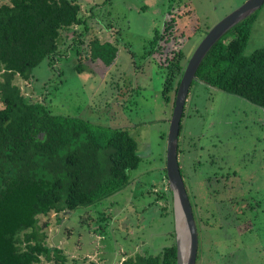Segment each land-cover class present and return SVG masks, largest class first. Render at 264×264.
<instances>
[{"label": "rangeland", "instance_id": "obj_1", "mask_svg": "<svg viewBox=\"0 0 264 264\" xmlns=\"http://www.w3.org/2000/svg\"><path fill=\"white\" fill-rule=\"evenodd\" d=\"M75 1L81 13L91 10L102 25L113 26L110 33H93L101 40L117 35L121 55L113 70L102 77L84 62L78 73L73 47L80 41L73 35L61 40L68 47L53 66L44 61L32 70L31 80L16 76L13 83L35 101L47 95L54 115L124 128L137 142L140 163L130 172L129 186L96 206L39 217L40 225L48 224V246L60 249L66 264H119L127 255H156L176 243L177 213L164 176L173 107L162 98L165 70L149 55L155 50L150 41L174 17L177 29L189 36L182 48L184 63L206 32L246 0ZM89 28L95 31L94 25ZM250 30L245 55L264 48V4ZM89 36L81 38L84 45ZM180 138L181 169L200 231L196 264H264V204L259 202L264 196V109L194 80Z\"/></svg>", "mask_w": 264, "mask_h": 264}, {"label": "trees", "instance_id": "obj_2", "mask_svg": "<svg viewBox=\"0 0 264 264\" xmlns=\"http://www.w3.org/2000/svg\"><path fill=\"white\" fill-rule=\"evenodd\" d=\"M255 13L210 49L196 80L264 109V48L244 54ZM89 18L75 0H8L0 5V264H66L63 252L48 246V224L40 225L39 217L100 204L129 186L130 172L140 163L137 142L126 129L97 126L80 116L54 115L47 95L42 93L43 99L35 101L13 83L16 76L31 80L32 70L44 61L53 66L63 43L73 35L82 41L86 32L90 38L85 45L76 46L74 41L75 69L80 73L87 60L102 76L117 49L91 37ZM188 39L173 17L150 41L155 50L149 55L165 70L161 95L172 107L187 62L182 63V48ZM183 117L184 110L181 123ZM181 123L177 153L186 187ZM168 194L172 196L169 188ZM188 197L195 219L189 193ZM261 200L264 204V196ZM119 264H176V245L165 246L156 255H127Z\"/></svg>", "mask_w": 264, "mask_h": 264}, {"label": "water", "instance_id": "obj_3", "mask_svg": "<svg viewBox=\"0 0 264 264\" xmlns=\"http://www.w3.org/2000/svg\"><path fill=\"white\" fill-rule=\"evenodd\" d=\"M263 4L264 0H246L239 8L208 30L188 58L180 77L169 119L165 146V175L174 201L175 211L177 213V209H179L182 215L186 237V244L183 245V239L178 233L176 219V264H196L199 248L197 226L187 189L181 176L177 153L180 123L189 89L192 82L196 80L197 69L210 49L226 33L254 14Z\"/></svg>", "mask_w": 264, "mask_h": 264}, {"label": "crops", "instance_id": "obj_4", "mask_svg": "<svg viewBox=\"0 0 264 264\" xmlns=\"http://www.w3.org/2000/svg\"><path fill=\"white\" fill-rule=\"evenodd\" d=\"M87 16H90V18L88 19V21H87V26L89 25V24H91V25H94L95 26V31H94V29L92 28H89V26H88V33L89 32H91L92 33V35H91V37L93 38V37H96L95 35H93V33H97V32H99L98 34H103V33H105L106 31H108L109 33L112 31V29H113V26L111 25V24H109L111 27H109V28H107L105 25H102L101 24V22H99L97 19H95L96 17L94 16V12H92V11H90V14L89 15H87ZM90 20H92V22H90ZM90 29V30H89ZM115 29V28H114ZM97 31V32H96ZM116 31V30H115ZM100 34V35H101ZM86 35L88 36V34H87V32L85 33V35H81V38L83 37V36H85L86 37ZM113 36H115V37H113ZM116 36L117 35H114V34H110V35H108V36H106V35H104V40H101L102 38H98L100 41H105V42H109V43H112V44H114V45H117V44H119V42H117V40L116 39H114V38H116ZM113 39H114V41H113ZM80 42H82V41H80ZM68 44H64V47H66ZM82 46V45H81ZM126 46V45H125ZM128 47V46H127ZM129 47H130V45H129ZM128 47V48H129ZM117 53H118V56L119 55H121L120 54V52H118L117 51ZM117 53H116V56H117ZM129 57H130V55H131V53H130V49H129V52H127L126 53ZM132 56V55H131ZM85 63H87L88 65H89V63L87 62V60L86 61H84ZM83 62V63H84ZM116 62H118V60H116V58L114 59V61H113V63L109 66V67H107L106 68V71H105V73L102 75V77H104V75H106L107 76V74L110 72V71H112L113 70V67H114V65H115V63ZM92 66V65H91ZM89 68V70H93L92 69V67H88ZM96 68H99V69H101L100 68V66H97ZM94 71V70H93ZM105 76V77H106ZM105 78H103V80H104ZM95 93V92H94Z\"/></svg>", "mask_w": 264, "mask_h": 264}, {"label": "bare ground", "instance_id": "obj_5", "mask_svg": "<svg viewBox=\"0 0 264 264\" xmlns=\"http://www.w3.org/2000/svg\"><path fill=\"white\" fill-rule=\"evenodd\" d=\"M177 229H178V233L181 235L183 239V245H185L186 244L185 228L183 224V218L179 209H177Z\"/></svg>", "mask_w": 264, "mask_h": 264}]
</instances>
